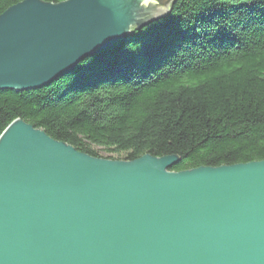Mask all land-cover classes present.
Instances as JSON below:
<instances>
[{"label": "water", "instance_id": "water-1", "mask_svg": "<svg viewBox=\"0 0 264 264\" xmlns=\"http://www.w3.org/2000/svg\"><path fill=\"white\" fill-rule=\"evenodd\" d=\"M175 0H22L0 14V90L40 88ZM15 119L0 133V264H264V159L171 171Z\"/></svg>", "mask_w": 264, "mask_h": 264}, {"label": "trees", "instance_id": "trees-1", "mask_svg": "<svg viewBox=\"0 0 264 264\" xmlns=\"http://www.w3.org/2000/svg\"><path fill=\"white\" fill-rule=\"evenodd\" d=\"M15 119L94 157L175 155L177 172L263 160L264 0H175L48 84L0 90V133Z\"/></svg>", "mask_w": 264, "mask_h": 264}, {"label": "rangeland", "instance_id": "rangeland-1", "mask_svg": "<svg viewBox=\"0 0 264 264\" xmlns=\"http://www.w3.org/2000/svg\"><path fill=\"white\" fill-rule=\"evenodd\" d=\"M98 155H101L102 157L101 158H106L108 156V158L106 159H110V160H122L120 157L121 156H118L120 159H114L116 158V155L115 154H111V153H107V152H103V151H99Z\"/></svg>", "mask_w": 264, "mask_h": 264}, {"label": "bare ground", "instance_id": "bare-ground-1", "mask_svg": "<svg viewBox=\"0 0 264 264\" xmlns=\"http://www.w3.org/2000/svg\"><path fill=\"white\" fill-rule=\"evenodd\" d=\"M106 47V46H105ZM104 48V47H103Z\"/></svg>", "mask_w": 264, "mask_h": 264}]
</instances>
